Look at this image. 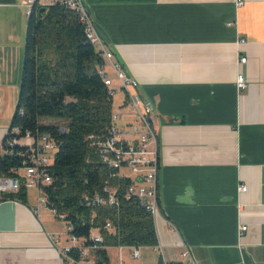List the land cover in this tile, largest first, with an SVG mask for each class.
<instances>
[{
	"label": "crops",
	"instance_id": "0c3cea01",
	"mask_svg": "<svg viewBox=\"0 0 264 264\" xmlns=\"http://www.w3.org/2000/svg\"><path fill=\"white\" fill-rule=\"evenodd\" d=\"M86 4L100 41L150 104L159 161L152 248L165 263L188 264V252L195 264H264V0ZM28 12L26 0H0V153L17 104ZM238 74L247 82L241 91ZM25 189V203L0 201V264H77L59 253L72 246L65 222L45 207L34 214L42 190ZM125 249L106 248L110 264L111 252ZM87 259L94 264L93 251Z\"/></svg>",
	"mask_w": 264,
	"mask_h": 264
},
{
	"label": "trees",
	"instance_id": "16d2710c",
	"mask_svg": "<svg viewBox=\"0 0 264 264\" xmlns=\"http://www.w3.org/2000/svg\"><path fill=\"white\" fill-rule=\"evenodd\" d=\"M102 59L90 45L77 16L58 2L41 6L36 0L27 18L24 58L16 108L8 131L1 142L0 178H12L22 166L26 149L11 144L25 133H47L59 141L60 147L48 168L52 178L42 188L50 208L65 216L71 234L96 245L94 264H110L108 247L143 248L157 246L154 221L135 199H126L130 181L110 178V170L99 162L95 149L86 137L105 134L110 126L113 98L108 96L97 73ZM44 120L58 121L45 124ZM65 124L68 133L58 134V125ZM17 129L18 133H13ZM116 190L112 207L87 209L79 205L83 194L101 193L103 187ZM26 201V189L0 194V201ZM110 229H105V224ZM97 231L100 244L91 240ZM70 256L79 259L73 251ZM155 264L165 263L162 258Z\"/></svg>",
	"mask_w": 264,
	"mask_h": 264
},
{
	"label": "built area",
	"instance_id": "2783aa9c",
	"mask_svg": "<svg viewBox=\"0 0 264 264\" xmlns=\"http://www.w3.org/2000/svg\"><path fill=\"white\" fill-rule=\"evenodd\" d=\"M35 1L26 0L29 6L28 15ZM56 2L77 16L79 24L83 27L87 42L99 53L102 65L97 68V73L107 89L108 96L113 98L117 91L122 92L127 102V107L136 115L139 122V124L132 125L124 122L117 127L116 124L121 120V114L112 111L110 126L106 133L89 135L85 140L91 149L96 150L99 162L110 170V178L130 181L125 190L126 199H135L139 206L151 215L154 221L159 212L157 196L159 161L157 136L149 119L151 113L150 104L135 91L137 83L124 74L119 64L113 61L112 53L100 41L86 0H56ZM241 4L240 1L237 2L238 6ZM245 62V58H240V64ZM108 69L114 74L116 84L109 77ZM235 87L238 91L247 87V82L243 75H237ZM57 128L60 136L68 133V128L65 124H60ZM12 132L17 134L18 130L13 129ZM11 144L26 149L25 160L22 162V166L14 171L15 177L0 178V194L15 193L21 185L25 188H35L39 191L43 187L51 185L52 178L48 174V168L60 147L59 141L53 139L47 133L32 135L27 132L22 139L13 140ZM246 190L247 188L243 184L238 187V193L240 194L245 193ZM115 192L114 188L105 186L101 193L83 194L79 200V205L87 209L115 206L117 205ZM41 207L48 208L57 219L64 221V215L58 214L54 208L48 206L44 194L38 198L37 206L33 209V213L37 214ZM65 224L72 246L60 248L59 253L64 258L70 259L77 264H91L87 259V252L96 250V245L85 246L83 240L71 234V226L66 222ZM104 228L110 229V224L106 223ZM245 230L246 228L242 227L240 232L242 233ZM91 240L94 244L102 242V238L99 235L91 236ZM130 250L132 259L140 257L139 248H130ZM73 251L79 253L78 260H74L70 256ZM181 256L188 264H195L190 259L188 252H184Z\"/></svg>",
	"mask_w": 264,
	"mask_h": 264
},
{
	"label": "rangeland",
	"instance_id": "374dc122",
	"mask_svg": "<svg viewBox=\"0 0 264 264\" xmlns=\"http://www.w3.org/2000/svg\"><path fill=\"white\" fill-rule=\"evenodd\" d=\"M107 71L109 77L114 81V84H116L114 74L109 70ZM126 103L127 102L124 99V95L122 94V92L117 91L113 97V105H112L113 110L121 114V120L118 122V124H116L117 127H119V125L121 126V124H123L124 122L131 125L139 124L136 115H134L133 112L127 107ZM43 122L45 124L59 123L58 121H54V120H44ZM28 189L29 191L32 192L34 188H28ZM139 250H140V258L137 260L130 258L131 250L129 251V249H125L123 253H121L120 255L118 254L115 255L114 252H111V257L113 261L112 264H148V262L155 263L158 260L159 256H161L159 247L157 249L149 247L146 250H141V249ZM91 260L93 261V259Z\"/></svg>",
	"mask_w": 264,
	"mask_h": 264
}]
</instances>
